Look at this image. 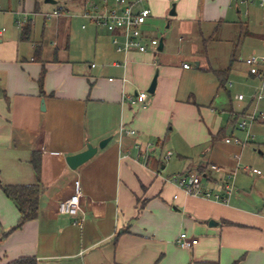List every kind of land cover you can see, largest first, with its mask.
I'll use <instances>...</instances> for the list:
<instances>
[{"label":"crops","instance_id":"crops-1","mask_svg":"<svg viewBox=\"0 0 264 264\" xmlns=\"http://www.w3.org/2000/svg\"><path fill=\"white\" fill-rule=\"evenodd\" d=\"M102 2L0 0V264H264V158L249 146L247 122L264 123V110L234 112L216 76L227 71L226 82L237 59L264 56V7L252 6L243 22L231 17L235 0H143L135 11L151 12L144 41L162 46L124 54L112 33L81 16ZM155 76L149 105H129L124 97L147 92ZM87 145L95 155L70 169L65 158ZM159 146L168 161L144 163L142 153ZM200 171L205 190L223 195L232 185L226 202L168 180ZM76 181L80 210L60 214ZM10 185H38L41 194L36 218L8 233L20 217L1 189ZM181 233L198 243L179 248Z\"/></svg>","mask_w":264,"mask_h":264},{"label":"built area","instance_id":"built-area-1","mask_svg":"<svg viewBox=\"0 0 264 264\" xmlns=\"http://www.w3.org/2000/svg\"><path fill=\"white\" fill-rule=\"evenodd\" d=\"M143 0H113L114 7H109L106 0H103L100 7L94 6L90 11H84L81 16L88 19L96 27L103 28L109 33L113 34L112 45L117 53H127L135 50L138 53H145L148 51H155L158 47V40L150 39L149 41H144V36L142 33V27L146 20L150 17L151 12L148 8H143L140 11H135V7ZM236 5L239 9L240 5L245 7L244 15H248V9L250 5L256 3L259 7H264V0H237ZM60 12L58 10L54 11L52 15L58 16ZM20 25V22H18ZM3 33V29L0 28V37ZM244 64L247 66L248 74L259 78L264 82V56H250L244 60ZM183 68H189L188 64H183ZM124 81V79H123ZM125 100L131 106H140L146 108L149 103V94L147 92H139L136 95L125 96ZM237 100L243 99L241 95H238ZM258 99L261 95L258 94ZM253 121V118L250 119ZM248 123L245 120H241L238 124L240 130H244ZM120 134L133 135V131H128L120 127ZM229 143L230 140H225ZM232 142L239 143L238 139H233ZM52 155H58V153L53 152ZM171 153L165 154L164 159L168 160L171 157ZM211 170H219L215 165L210 167ZM253 173H259L257 170H253ZM231 174H228V178ZM169 181L175 183L179 188H181L187 195L201 197L206 199H211L215 201L226 202V198L232 192V185L229 183H224L221 187L223 195L220 193H214L212 190H205L202 187V175L201 174H182L178 176H173L168 179ZM80 196L81 192L79 189L78 182H74V191L71 196L62 200L57 207L60 214L76 216L80 210ZM198 243L197 238L190 237L185 233H181L176 241V244L181 249H190Z\"/></svg>","mask_w":264,"mask_h":264},{"label":"rangeland","instance_id":"rangeland-1","mask_svg":"<svg viewBox=\"0 0 264 264\" xmlns=\"http://www.w3.org/2000/svg\"><path fill=\"white\" fill-rule=\"evenodd\" d=\"M237 4H238V1L235 0V2L233 3V11L231 12V17H232V15H234L237 19H240L243 22H248L246 15H244L245 7L243 5L239 6V14H237L235 12V6ZM256 5L257 4L254 3L253 5L249 6V15L251 13L252 6L256 7ZM251 19L252 18L250 17V21H251ZM258 19H260L259 16H257L256 20H258ZM162 24H161V29L159 27L161 32H163V30H165L166 23H162ZM247 49L248 48H246V50ZM249 49H251L250 45H249ZM247 54L248 53H246V52L244 53L245 58H246ZM254 55L255 56H261L262 54L259 52H256ZM190 65L192 66L193 69L195 68L194 62L191 61ZM259 80H260L259 78L249 75L248 70H247V66L245 64L241 65L239 63L238 59H237V61L234 62V64H232L231 70L228 72V77H227V80L224 84L225 90L221 89V91H222V93H225L224 91H226V90L229 92V95H226V96H227V100H230V103H231V106H232V109L234 112L240 113L244 108H246L247 105H249L248 106L249 112L256 111L259 113V111L264 110V88L263 87L260 88L261 85L259 86L258 84H256ZM254 92H262L263 97L260 100L252 101L251 98H252ZM234 95H237V96L241 95L243 97V99L238 101L236 98L237 96H235V98H233ZM231 118H234V115ZM237 118H239V117H237ZM247 122L249 123V127H248L249 132H250L251 136H253V141H255L254 145H257V146L261 147L262 149L256 148L257 146H254L253 144H251L249 146H251V148L255 149V152L257 155H258V152H260L264 158V136H263L261 141H259L258 137L256 136L258 125L259 124L264 125V123H256L254 121H247ZM238 130H240V129H238ZM242 134H244V133L242 132ZM242 134L240 136H242ZM239 139L242 140L241 138H239ZM152 148L153 147H150V148H148V150H146L145 152L142 153V161L144 163H147L148 159L150 157H152V158L154 157L158 162H161V163L168 161V160L164 159V155L166 153H168L166 150H163L162 147L159 146L155 149L154 152H150V149H152ZM173 158H174V156H173ZM157 171L160 173H164V170L160 171V169H157Z\"/></svg>","mask_w":264,"mask_h":264},{"label":"trees","instance_id":"trees-1","mask_svg":"<svg viewBox=\"0 0 264 264\" xmlns=\"http://www.w3.org/2000/svg\"><path fill=\"white\" fill-rule=\"evenodd\" d=\"M26 32L27 29L24 31V35L26 34ZM226 75L227 71L219 72L216 74L219 79L220 86L224 85V78L226 77ZM40 79H42V77H40ZM33 163L34 168L38 173V167L35 162ZM201 173L202 171H200V174ZM1 189L4 195L15 203L20 215L17 224L13 228H11L8 233L12 232L13 230L19 229L25 222L36 218L38 212L39 197L41 194V188L38 185H10L2 186ZM7 264H36V261L34 258H19L17 260L10 261Z\"/></svg>","mask_w":264,"mask_h":264},{"label":"water","instance_id":"water-1","mask_svg":"<svg viewBox=\"0 0 264 264\" xmlns=\"http://www.w3.org/2000/svg\"><path fill=\"white\" fill-rule=\"evenodd\" d=\"M169 15H174V6H172V9H171ZM161 46H162V41L160 40L159 41V47H161ZM155 83H156V76L153 78L152 83H151L149 89L147 90L148 94H152L154 92ZM107 141L108 140H103L102 142H100L98 148H102L107 143ZM96 151H97L96 147H92L91 145H87L85 151L78 153L76 155H73V156L66 157L65 158L66 163L70 169L75 170L80 165L84 164L89 159H91L95 155Z\"/></svg>","mask_w":264,"mask_h":264}]
</instances>
